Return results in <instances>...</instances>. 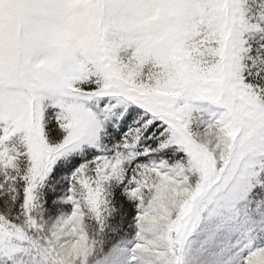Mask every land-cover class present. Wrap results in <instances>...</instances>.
Listing matches in <instances>:
<instances>
[{
    "label": "snow or ice",
    "instance_id": "snow-or-ice-1",
    "mask_svg": "<svg viewBox=\"0 0 264 264\" xmlns=\"http://www.w3.org/2000/svg\"><path fill=\"white\" fill-rule=\"evenodd\" d=\"M0 264H264V0H0Z\"/></svg>",
    "mask_w": 264,
    "mask_h": 264
},
{
    "label": "rangeland",
    "instance_id": "rangeland-1",
    "mask_svg": "<svg viewBox=\"0 0 264 264\" xmlns=\"http://www.w3.org/2000/svg\"><path fill=\"white\" fill-rule=\"evenodd\" d=\"M211 111H212V109H211V108H209V109H208V112L210 113Z\"/></svg>",
    "mask_w": 264,
    "mask_h": 264
}]
</instances>
